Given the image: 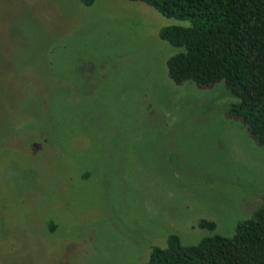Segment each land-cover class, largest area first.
<instances>
[{
    "label": "rangeland",
    "instance_id": "374dc122",
    "mask_svg": "<svg viewBox=\"0 0 264 264\" xmlns=\"http://www.w3.org/2000/svg\"><path fill=\"white\" fill-rule=\"evenodd\" d=\"M172 25L131 0H0V264H145L264 202L225 83L170 78Z\"/></svg>",
    "mask_w": 264,
    "mask_h": 264
},
{
    "label": "trees",
    "instance_id": "16d2710c",
    "mask_svg": "<svg viewBox=\"0 0 264 264\" xmlns=\"http://www.w3.org/2000/svg\"><path fill=\"white\" fill-rule=\"evenodd\" d=\"M161 16L189 25L162 28L161 40L182 49L167 67L177 85L193 82L209 88L224 82L236 98L228 109L264 146V0H131ZM91 7L96 0H81ZM213 235L184 245L170 234L165 247L154 246L145 264H264V202L237 224L233 236L215 233L217 224L202 220ZM51 231L56 223L51 222Z\"/></svg>",
    "mask_w": 264,
    "mask_h": 264
}]
</instances>
